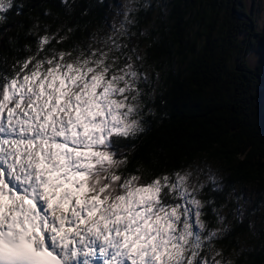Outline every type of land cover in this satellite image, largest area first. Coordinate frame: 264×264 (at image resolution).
I'll use <instances>...</instances> for the list:
<instances>
[{
    "label": "snow or ice",
    "instance_id": "6c2138e0",
    "mask_svg": "<svg viewBox=\"0 0 264 264\" xmlns=\"http://www.w3.org/2000/svg\"><path fill=\"white\" fill-rule=\"evenodd\" d=\"M13 7L0 0V22ZM134 10L86 46L45 31L0 69V264H236L215 244L228 228L204 219L198 167L128 171L121 142L146 131L154 95L129 47Z\"/></svg>",
    "mask_w": 264,
    "mask_h": 264
},
{
    "label": "trees",
    "instance_id": "16d2710c",
    "mask_svg": "<svg viewBox=\"0 0 264 264\" xmlns=\"http://www.w3.org/2000/svg\"><path fill=\"white\" fill-rule=\"evenodd\" d=\"M115 2L14 0L0 22V69L30 54L25 46L34 51L45 31L68 34L65 42H52L58 49L86 46L93 34H109ZM132 19L129 47L138 39V51L144 48L142 70L151 78L143 87L154 95L145 97V113L152 109L144 116L146 131L121 142L131 152L128 171L191 168L197 173V163L219 162L224 168L220 188L205 179L200 197L214 201L204 210L209 226L228 228L216 247L236 264H264V214L253 228L252 215H232L236 203L228 204L239 184L254 183L264 191V59L255 67L248 62L255 49L264 55V33L255 28L247 0H171L159 14L153 4L140 5ZM227 204L231 222L221 225L212 209L222 216Z\"/></svg>",
    "mask_w": 264,
    "mask_h": 264
},
{
    "label": "rangeland",
    "instance_id": "374dc122",
    "mask_svg": "<svg viewBox=\"0 0 264 264\" xmlns=\"http://www.w3.org/2000/svg\"><path fill=\"white\" fill-rule=\"evenodd\" d=\"M171 0H116V2L111 5L112 16H111V27L113 23L119 24L124 18V12L126 10V6H131L133 9L137 10L140 5L150 6L154 5L157 8V13L159 14L161 11H167L169 3ZM249 12L255 18V28L264 33V0H247ZM134 10V11H135ZM133 11V12H134ZM130 13V19H132V13ZM133 47L139 49V40L134 39ZM142 49L139 51V54L142 55ZM264 59V55L262 54V50L255 49L251 51L248 55V62L251 66L255 67L257 64L262 62ZM147 69V68H146ZM145 70V69H144ZM148 70V69H147ZM148 73L149 78H151V72L146 71ZM158 77L156 81H158ZM207 162V161H206ZM197 163V167L199 168V173H197L199 181L203 182L205 179L208 180L209 170L216 174L219 178V181L222 180L223 170L224 168L221 166L219 162L210 161L209 163ZM197 172V170H196ZM197 175L193 176V182H196ZM224 178V177H223ZM204 183V182H203ZM257 184H239L235 187L230 195L229 203H236L235 213L236 215L248 216L252 215L254 217V221H252V227L257 228L260 226L259 224L262 221V214H264V191L258 188ZM227 204V205H228ZM231 205H228L227 208L222 209V216L225 218L224 221H229V209ZM264 232V225L261 227ZM248 239L249 235L244 237V239Z\"/></svg>",
    "mask_w": 264,
    "mask_h": 264
},
{
    "label": "water",
    "instance_id": "95a60500",
    "mask_svg": "<svg viewBox=\"0 0 264 264\" xmlns=\"http://www.w3.org/2000/svg\"><path fill=\"white\" fill-rule=\"evenodd\" d=\"M241 16H242L243 18H246V19H249V20L252 21V19H251L248 15L242 14ZM252 22H253V21H252Z\"/></svg>",
    "mask_w": 264,
    "mask_h": 264
}]
</instances>
